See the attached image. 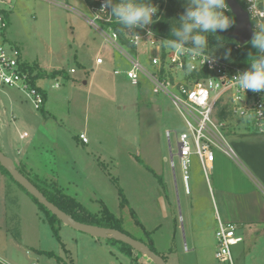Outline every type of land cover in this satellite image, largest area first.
<instances>
[{
	"label": "rangeland",
	"instance_id": "obj_1",
	"mask_svg": "<svg viewBox=\"0 0 264 264\" xmlns=\"http://www.w3.org/2000/svg\"><path fill=\"white\" fill-rule=\"evenodd\" d=\"M63 3L70 8H64ZM260 3L264 8V0ZM0 7L5 9L9 22V30L6 29L4 38L8 40L10 36L15 40L11 42L20 48L21 60L26 66L35 61L47 71L63 69L61 77L49 78L41 83L47 91L48 99H52L57 105V95L64 92L70 98L82 99L79 108H70L68 112L66 103V111L60 113L56 121L49 118L51 133L63 126L70 128L72 134L83 128L84 116H88L86 111L89 110L87 108L85 111L84 108L85 96L92 97L93 105L100 109L103 107V129H97L95 133L91 130L90 134L106 145L111 156L105 154L103 148L102 152L98 151L100 147H97L94 154L100 157L102 165L93 163L79 170V163L77 168L71 166L74 163L66 164L68 153L61 148L58 153L61 171L58 182L62 184L64 192L75 197L91 212L99 213L102 208H107L120 219L122 230L133 238L144 241L152 239L157 245V252L165 256L167 264H216L212 222L207 221L212 215V198L208 189L212 186V171L207 172V183L196 156H191V194L184 193L177 168L175 135L186 127L171 100L166 95L152 92L143 77L139 85H132L122 73L114 74L113 69L124 70L130 65L119 50L104 41L102 35L77 13L80 11L88 14L81 1L11 0L9 5ZM99 24L108 31L102 23ZM122 48L137 56L145 66H148L147 56L156 52L155 45L148 43L146 38L143 45H140L139 54L125 44ZM98 56L104 60L99 66L95 65V58ZM70 68H74L76 72L70 73ZM178 73L179 71L175 72ZM92 75L95 80L103 79L104 86L87 89L84 84H80L82 79L89 80ZM54 82L58 83V88L51 87ZM90 113L92 118L93 115L100 117L96 115L94 107ZM244 129L258 132L252 116L236 122H226L222 129L234 151L236 149L232 136ZM166 131L170 132L169 138ZM70 139L67 136L65 141ZM91 144L92 142L86 148ZM170 151L176 165L177 194H174L172 182ZM36 157L45 165V171L57 170L58 164L51 151L44 152L42 158ZM160 174L163 175L162 182ZM53 178L57 180V175ZM8 179L14 183L9 177ZM38 184L42 185V182ZM120 191L125 203L122 202ZM11 196H7L5 224L0 226L5 227L0 228V264H63L62 260L50 254V251L57 253L60 247L64 249L62 242L70 249L72 256L77 254L81 244L70 236L78 232L64 228L63 235L59 231V236H62L59 242L40 209L35 213L33 207L37 205L32 206L34 204L31 203L34 202L24 191L20 192L18 198ZM160 196L166 200L164 209L160 204ZM193 198L202 206L200 209L203 214L186 213L185 205ZM31 245L39 246L46 252L31 249ZM132 252L139 251L134 249ZM61 256L68 260V256H64L62 252ZM128 258H124V263H133ZM148 261L151 262L149 259ZM99 263L97 260L96 264Z\"/></svg>",
	"mask_w": 264,
	"mask_h": 264
},
{
	"label": "crops",
	"instance_id": "obj_2",
	"mask_svg": "<svg viewBox=\"0 0 264 264\" xmlns=\"http://www.w3.org/2000/svg\"><path fill=\"white\" fill-rule=\"evenodd\" d=\"M7 29L9 30V22ZM9 39L10 42L13 40L10 36ZM11 44L16 46L12 42ZM18 49L20 50L19 47ZM122 55L130 65L125 55L123 53ZM96 58L95 65L99 66L104 63L103 59L101 63H97ZM32 65H36V71L39 70V72L42 73L40 76H35L34 80L35 84L43 92L44 104L40 109H35L30 100L17 89L9 87L0 89V151L14 161L16 167L21 173L35 182L37 181L39 183L42 179H52L57 175L56 182L64 191L62 184H59L58 182L61 172L59 171L60 157L58 156V153L61 148L65 149L68 153L66 164L74 163V166H71L77 168V163H79V170L86 168L87 165L91 166L93 163L102 165L100 157L94 154V150L97 147H100L97 149L98 151L102 152L101 149L103 148L106 151L105 154L111 156L106 145L102 144L99 138H95L94 135L90 134L91 130L95 133L98 131L97 129H103L102 122L104 123L105 119L103 117L105 116V113L102 111L103 107L101 106L102 109H100V107L93 105L91 103L92 97L87 95L85 96L84 108L85 111L87 108L89 110L86 111L88 116H84L83 128L72 134L70 128L67 129L63 126L62 129L58 127L59 130H54L51 133L49 118L56 121V117L61 115L60 113L66 111V103L69 106H67L68 112L70 108H79V106H81L79 103L82 99L78 100L77 97L70 98L66 95V92L59 93V95H57L59 97L57 103H59L55 105V101L48 99L46 94L47 91L41 83L49 78L57 79L61 77L64 72L63 69L54 68L47 71L35 61H33ZM128 68L129 67L124 70L115 68L113 69V72L115 75L122 73L127 80L125 71ZM71 69L74 68H70L69 71ZM54 70H61L62 72L55 77L47 75ZM75 72V69L73 72L70 71V73ZM143 78L149 83L148 79L145 77ZM81 83L84 84V87L87 89H92L94 86L103 87L105 84L103 79L95 80L93 75L89 80L82 79L80 84ZM149 85L152 90V85L150 83ZM51 87L58 88L59 86L57 82H54ZM75 89L77 88L75 87ZM61 105H63L64 108ZM93 107L95 108L96 115L100 116L99 118L94 115L93 118L91 117L90 112ZM118 108H120V106ZM219 109V117L226 118L228 122H236L233 116L230 113H227L224 106L222 107V105H220ZM105 118L107 119V117ZM55 125L59 126L58 123ZM70 127H73V125ZM24 133L26 134L24 135ZM80 133L86 135L88 139L86 143H83L79 139ZM67 136L71 137L69 141H65ZM232 140L236 149L235 151H237L236 153L239 157L236 156L235 158H231L220 151L215 152V158L210 169L213 175L212 186H209L208 188L212 198V215L210 218H207V221L210 220V222H212L211 228L213 236L218 226V219L225 223H234L237 226V233L243 237V240L232 247V255L236 264H264V133L244 129L234 134ZM91 142L92 144L86 148ZM47 151L52 152V155L58 164L57 170L54 171L52 169L53 172L49 170L45 171V165L36 157L39 156L42 158L44 152ZM172 173L174 194H177L176 170L175 174L173 170ZM162 176L163 175L160 176L161 182L163 178ZM206 180L208 183L207 177ZM21 190L22 189L16 184L11 183L0 165V226L1 224H5L4 218L6 215L7 196L14 194V196L11 197L18 198L17 196L20 195V192L24 191ZM185 194L190 195L191 188L189 193ZM163 203L165 207V198H163ZM31 204H34L32 206H35V203ZM200 208H202V206L197 203L194 198L189 199L185 205V211L187 214H192L193 212H200L203 214L204 212H202V209ZM33 210L35 213L39 212L38 207H33ZM39 217L40 220L43 221L42 217ZM0 228L5 227L2 226ZM60 228L62 229V233ZM60 228V234L63 235V229L70 227L61 222ZM72 230L78 233H74L77 236L73 234L70 237H72L76 243L79 241L81 244L75 256H72L70 249L65 247L64 242H62L64 249H61L60 247V250L57 251V253L50 251L53 253L52 256L60 261L62 260L63 264H96L97 260L100 262L99 264H102L103 262H105V264H127V262L124 263V258L127 256L120 255V253L113 248L105 238L91 236L74 229ZM61 237L62 236H60L59 242H61ZM153 245L157 251V245L154 241ZM30 247L37 251H44L41 250L42 248H38L39 246L36 247L31 245ZM80 249H82V252H79ZM61 252L64 256H68V260L61 256ZM133 255L139 264H152L141 252H135ZM129 264H131V262H129Z\"/></svg>",
	"mask_w": 264,
	"mask_h": 264
},
{
	"label": "built area",
	"instance_id": "obj_3",
	"mask_svg": "<svg viewBox=\"0 0 264 264\" xmlns=\"http://www.w3.org/2000/svg\"><path fill=\"white\" fill-rule=\"evenodd\" d=\"M79 1L84 3L88 14L80 11L77 13L88 25L95 28L104 40L111 43L128 59L130 67L125 71V75L129 82L132 85H138L140 77H145L152 85L153 92L166 95L180 113L186 129L176 134L175 137L177 168L184 193L188 194L190 191L191 156H196L206 177L214 161L215 152L220 151L228 157H236L235 151L222 132L228 120L219 117L220 105L224 106L227 113H230L235 120L252 116L257 131L264 133V93L251 90L245 92L232 79L247 69L235 66L206 52H194L190 47L184 52L176 51L167 46V40L154 37L151 30L152 24L145 29L138 28L135 31L124 28L122 32L124 42L122 43L119 32L112 27V23L117 22L115 18L101 12L102 0ZM241 1L246 5L245 9L256 31V25L264 24V8L261 7V0ZM10 3L11 0H0V5ZM62 6L66 9L70 8L67 4H62ZM153 19H156V14ZM99 23H102L108 31ZM7 27L6 11L0 7V89L4 87L17 89L30 100L35 109H40L44 104V95L35 84V72L32 73L21 60L18 47L13 46L4 38ZM145 38L148 43L156 47V52L147 56L148 66L142 64L137 56L131 55L122 48L125 44L139 54L140 45H143ZM96 62L101 63L102 59L98 57ZM70 71L73 72L74 69ZM176 71L179 73L175 74ZM166 136L170 137L169 131H166ZM79 139L83 143L88 141L84 133L79 134ZM169 150H171L170 143ZM170 166L175 174L176 165L171 151ZM214 237L216 264H236L232 255V247L243 240V237L237 233V226L218 219ZM131 264L139 263L137 261Z\"/></svg>",
	"mask_w": 264,
	"mask_h": 264
},
{
	"label": "clouds",
	"instance_id": "obj_4",
	"mask_svg": "<svg viewBox=\"0 0 264 264\" xmlns=\"http://www.w3.org/2000/svg\"><path fill=\"white\" fill-rule=\"evenodd\" d=\"M227 10L226 0H186L183 14L176 26H172V38L167 39V46L180 52L190 47L192 51L202 53L209 48L207 37L213 35L221 42L217 47H223L216 34L234 25L233 18L225 14ZM101 12L115 18L123 27L135 31L153 24L158 8L152 0H102ZM250 43L257 50L255 55L250 54V67L232 79L245 92L264 93V24L256 25ZM223 55L227 59L231 49L224 51Z\"/></svg>",
	"mask_w": 264,
	"mask_h": 264
},
{
	"label": "trees",
	"instance_id": "obj_5",
	"mask_svg": "<svg viewBox=\"0 0 264 264\" xmlns=\"http://www.w3.org/2000/svg\"><path fill=\"white\" fill-rule=\"evenodd\" d=\"M240 5L245 8L246 5L241 1L237 0ZM143 2H147V0H143ZM152 3L157 6L158 12L156 15V19L154 20L155 22L151 25V30L156 38H162V39H171V29L172 26H176L177 20L179 17L183 14L185 10V3L186 0H152ZM227 15H230L233 20L234 16L233 14L228 10ZM254 23V22H253ZM112 27L119 32V37L120 41L123 43L124 40L122 38V32L125 27L120 25L118 22L112 23ZM233 27V26H232ZM228 29L227 31L224 32H218L216 35L219 36L218 39H220L223 43V47H217L220 41H217L216 37L213 35H209L207 37L208 39V45L209 48L205 50L206 53L219 58L223 61L229 62L235 66H238L243 69H248L250 67L249 62V57L250 54L255 55L257 50L254 49L248 41L247 43L240 45L237 43L233 38L227 35V32L232 29ZM190 46V45H189ZM235 46H237L235 48ZM227 49H231V55L225 59L224 58V51ZM29 70L33 73L35 72V76L37 77L38 75H42L41 72L36 71V65H27ZM35 70V71H34ZM61 70H54L49 72L47 75L50 77H55L58 74H61ZM2 170L3 172L16 184L18 185L22 190V188L19 184H17L12 177L9 175L7 170L3 167ZM28 178V177H27ZM29 179V178H28ZM31 180L39 189L40 191L45 195V197L55 204L57 207H59L61 210H63L69 217L80 221L82 223H87V224H94V225H99L103 227H109V228H115L118 229L119 231H122L126 234L124 230L121 228V221L119 218H117L115 215H113L107 208H102V210L97 213V212H91L88 209H86L78 200H76L75 197L70 196L69 194L65 193L57 184L56 180L54 178L52 179H42V185L36 183L35 181ZM161 181V180H160ZM25 191V190H24ZM26 192V191H25ZM27 193V192H26ZM121 193V191H120ZM28 194V193H27ZM122 194V193H121ZM120 194V195H121ZM29 197L32 199V201L37 205L38 209L43 213V216L45 217V221L49 224L51 231L54 235V237L60 241V236H59V228H60V223L61 221L56 218L55 215H53L48 209H46L43 205L38 203V201L28 194ZM122 202L125 203V199L123 198V194L121 195ZM121 202V203H122ZM106 241L117 251L121 252L123 255L131 258L132 262H137L136 258L133 255V248L121 241L112 239V238H105ZM140 241L144 242L151 250L159 254L152 242V239H149L148 241L141 240ZM52 255L53 253L50 252ZM164 260L165 256L159 254Z\"/></svg>",
	"mask_w": 264,
	"mask_h": 264
},
{
	"label": "water",
	"instance_id": "obj_6",
	"mask_svg": "<svg viewBox=\"0 0 264 264\" xmlns=\"http://www.w3.org/2000/svg\"><path fill=\"white\" fill-rule=\"evenodd\" d=\"M226 3L230 12L234 16V25L232 29L227 32V35L233 38L240 45H243L250 41L255 34V30L252 27L250 16L246 9L243 8L237 0H226ZM0 165L3 166L7 170L9 175L12 177V179L22 188H24V190L28 194L33 196L38 201V203L43 205L53 215H55L58 220H60L62 223L69 226L70 228L91 236L103 238L107 237L121 241L131 246L133 249H136L137 251L141 252L153 264H166L165 260L159 254L151 250L144 242L140 241L139 239H135L132 236L115 228L82 223L69 217L63 210H61L55 204L50 202L40 191V189L23 173L19 171L14 161L7 155L3 154L1 151ZM160 204L162 206V209H164L162 197H160Z\"/></svg>",
	"mask_w": 264,
	"mask_h": 264
}]
</instances>
